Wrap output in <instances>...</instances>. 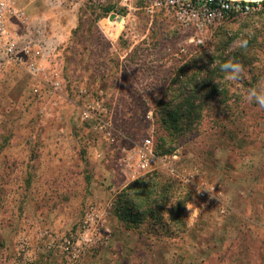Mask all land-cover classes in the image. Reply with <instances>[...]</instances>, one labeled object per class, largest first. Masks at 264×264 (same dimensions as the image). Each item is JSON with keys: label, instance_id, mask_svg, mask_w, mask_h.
Returning <instances> with one entry per match:
<instances>
[{"label": "rangeland", "instance_id": "rangeland-1", "mask_svg": "<svg viewBox=\"0 0 264 264\" xmlns=\"http://www.w3.org/2000/svg\"><path fill=\"white\" fill-rule=\"evenodd\" d=\"M24 5L30 22L18 31L33 36L39 27L56 40L54 54L61 72H70L65 78L72 92L51 98L38 82L35 94L36 82L24 70L0 68V264H264V109L245 99L264 80V9L222 20L207 32L203 47L189 44L181 53L186 32L160 19L150 27L141 12L117 24V36L116 22L111 26L102 7L71 9L43 0ZM140 39L161 49L146 61L150 73L141 74L149 88L140 96L125 79L114 120L130 138L149 132L162 149L158 153L176 155L168 163L188 180L161 164L138 178L154 189L174 182L167 198L140 185L126 187L114 145L80 119L74 103L80 102L79 86L89 96L97 87L112 89L119 55L131 48L134 62ZM194 56L200 75L216 67L208 76L216 88L204 89L198 116L182 131L158 120L156 102L176 69ZM86 59L91 61L85 78ZM230 59L244 67L239 81L224 79L220 64ZM113 98L109 94L108 105ZM148 109L150 123L144 120ZM123 190L130 210L125 215L115 207ZM200 190L213 200L201 198ZM85 214L98 230L94 237L83 228ZM64 238L79 250L75 262L56 247Z\"/></svg>", "mask_w": 264, "mask_h": 264}, {"label": "built area", "instance_id": "built-area-1", "mask_svg": "<svg viewBox=\"0 0 264 264\" xmlns=\"http://www.w3.org/2000/svg\"><path fill=\"white\" fill-rule=\"evenodd\" d=\"M25 0H0V68L5 66L18 67L33 80L36 84L32 87V92L39 94L40 87L37 83L46 85L47 95L53 98L55 95L67 98L62 82L55 78L58 72L48 66L59 69L58 62L55 61V47L50 46L52 38L39 27L34 28L33 36L21 35L19 28L27 27L30 20L24 6ZM49 5H60L76 7L80 5H91L95 7L111 6V10L106 14L107 18L118 25L126 23V18L134 12H141L148 18L151 27L153 22L160 19L163 23L175 25L179 32L184 35L185 40L178 44L177 50L185 52L189 44L197 47L205 45L207 32L216 24L231 16L248 15L264 8V0H43ZM183 36V35H182ZM23 37H26L23 39ZM137 54L134 62L131 60V48L119 55V76L113 81L114 90L105 92L98 88L94 96H89L88 89L79 86L76 93L80 102L74 101L81 109L80 119L89 123L91 129L108 139L109 145H114L116 167L122 181L127 185L135 179L141 178L147 173L158 170L157 165H166L168 172L177 178L185 181L188 177L179 172L168 163V158L174 159L176 155H163L157 152L151 133L144 134L139 140L130 138L125 131L117 125L114 120V106L118 104L121 90L124 91V80H130L128 89L136 91L140 96H145L149 86L148 80L142 79L144 74L150 73L152 66H146V61L152 58L158 46L150 48L146 40L140 39ZM170 51L168 48L167 51ZM58 65V66H57ZM57 69V70H58ZM141 74H143L141 76ZM145 80V82H142ZM129 83V82H128ZM120 89L119 92L116 90ZM109 94L114 98L109 102ZM116 99V100H114ZM55 102H53V105ZM144 120L153 122L152 109L146 110ZM126 142V143H125ZM201 198L212 196L205 190L198 191ZM110 205V204H109ZM88 213V212H87ZM83 228L90 231L94 237L97 229L90 227L91 215L85 214ZM84 233V232H83ZM80 238H86L84 234ZM61 253L66 255L69 263L75 262L78 258L79 250L72 247L70 238H64L56 246Z\"/></svg>", "mask_w": 264, "mask_h": 264}, {"label": "trees", "instance_id": "trees-1", "mask_svg": "<svg viewBox=\"0 0 264 264\" xmlns=\"http://www.w3.org/2000/svg\"><path fill=\"white\" fill-rule=\"evenodd\" d=\"M110 10L111 6L102 7L104 15H106ZM195 58L196 56L191 58V60L186 61L176 69V71L174 72V76L172 77L168 87L165 90V93L161 95L156 102V110L159 114L158 120H160L162 124H168L169 122L171 124H178L177 126L180 127L179 129L182 131L186 130L187 127H189L191 121H194V119L198 116L195 110L198 105L197 99L199 98V96L203 98L202 93L204 89L216 88V86L214 84H211L208 79V76L213 73L216 67L205 70L200 75V70L196 65ZM208 92L209 91L206 92L205 96L209 95ZM215 95H218V92H215ZM154 144L157 150L158 146H156V143ZM161 150L162 149L159 148V150L157 151L161 152ZM147 179L148 182H152L154 177H150ZM145 181L146 180L137 179L133 182L128 183L126 187L131 188L132 186L140 185L141 187H139V189L141 191H157L159 193V197L164 196L167 198L170 196V192L172 191V187L174 185V182L172 181L163 182L160 185H157V188L154 189L151 188L154 184L150 186L151 183L146 184L147 181ZM125 195L126 193L124 192V190L120 191L115 204V207L117 206L116 208L120 210L123 215H125V213H130V210L127 209L129 201L126 200ZM150 202L151 200L148 199L147 204H149ZM164 204L165 202L161 203L159 207ZM159 217L160 216H157L155 218L159 219Z\"/></svg>", "mask_w": 264, "mask_h": 264}, {"label": "clouds", "instance_id": "clouds-1", "mask_svg": "<svg viewBox=\"0 0 264 264\" xmlns=\"http://www.w3.org/2000/svg\"><path fill=\"white\" fill-rule=\"evenodd\" d=\"M246 44L247 41H244L241 46H246ZM220 69L225 74L224 79L227 82H236L243 78L244 67L234 59L220 64ZM245 99L250 103L254 101L261 109H264V80L258 82L257 86L249 88Z\"/></svg>", "mask_w": 264, "mask_h": 264}, {"label": "crops", "instance_id": "crops-1", "mask_svg": "<svg viewBox=\"0 0 264 264\" xmlns=\"http://www.w3.org/2000/svg\"><path fill=\"white\" fill-rule=\"evenodd\" d=\"M25 6V5H24ZM67 7H69V6H67ZM76 7H78V6H76ZM76 7H69V8H71V9H74V8H76ZM101 8V7H100ZM106 15H104L103 14V17H105ZM112 19V18H111ZM111 22H113V21H111ZM114 25V22H113V24H111V26H113ZM115 26H116V31H115V33H116V35L117 36H119L120 35V30H121V27L120 26H118L117 24H115ZM55 35V34H54ZM56 36V35H55ZM61 37V36H60ZM61 39V38H60ZM62 41V40H61ZM50 43V46L51 47H55V50H56V40H52V41H50L49 42ZM130 49V48H129ZM54 53H55V51H54ZM55 55V54H54ZM54 59H55V61L56 62H58L59 63V61H61V59H59V58H57L56 56H54ZM88 60V61H87ZM90 59H86L85 60V62L86 63H84V67H83V69H82V71H83V76L82 77H88V74L90 73L89 72V70H88V66H89V63H90ZM58 66V65H57ZM66 66H64V68H65ZM51 69H53V70H55L56 72H58L59 71V73H58V75H57V73H56V75H55V78H57V79H59L62 83V86L64 87V89H65V92L67 93V94H69V92H72V89H71V87H70V85H69V83H68V81H67V77L65 78V76L67 75L66 73H64V72H61L62 71V69H61V66H59V69L57 68V67H54V68H52V67H50V66H48V71L50 72V70ZM58 69V70H57ZM66 71H70V68L68 67V70L66 69ZM70 75V72L68 73V75L67 76H69ZM118 75H120L119 73H118ZM118 79V78H117ZM98 88H101V89H103L105 92H111V91H113L114 90V87H112V89L111 88H109V89H104V88H102V87H97L96 89H98ZM117 92H119L120 91V89H117L116 90ZM125 91V90H124ZM124 91H122L121 90V93H123Z\"/></svg>", "mask_w": 264, "mask_h": 264}]
</instances>
